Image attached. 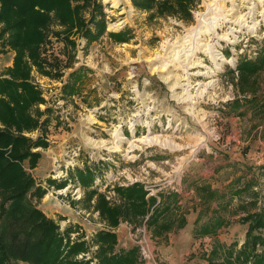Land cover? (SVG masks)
I'll use <instances>...</instances> for the list:
<instances>
[{"label": "rangeland", "instance_id": "obj_1", "mask_svg": "<svg viewBox=\"0 0 264 264\" xmlns=\"http://www.w3.org/2000/svg\"><path fill=\"white\" fill-rule=\"evenodd\" d=\"M94 1L101 6L106 26L102 36L87 44L80 35H74L70 48L49 35L41 46V56L46 62L58 60V71L45 67L52 74L58 72L57 76L31 68L30 83L44 99L38 109H48L49 146L38 149L41 158L34 169L25 165L35 184L46 191L39 201L33 200L41 211L43 202L50 201L60 209L73 210L84 222L67 223L59 214L53 219L64 242L86 244V250L75 260L87 264H98L93 237L108 226L93 208L95 198L87 204L86 191L70 178L75 168L96 170L92 189L113 207L121 202L115 192L117 186H147L153 191L148 195L145 189L147 197H155L158 203L159 194L184 193L185 175L215 174L213 161L228 164L244 158L248 165L242 167L256 173L257 167L264 165V110L255 112L246 105L237 114L226 106L243 96L235 71L237 61L254 58L264 46V0H198L187 23L177 16L149 19V14L136 10L131 0ZM120 31H128L127 43L110 38V33ZM13 55L0 51V76L11 66ZM213 55L220 59H213ZM79 67L87 70L78 89L70 96L62 94L61 83ZM254 90V95L264 97V70L256 76ZM39 133L25 135L34 138ZM155 138L161 145L150 141ZM234 170L242 172L241 167ZM124 171L135 175L133 182ZM97 180H109L108 187L112 185L113 190H100ZM171 180L173 184H169ZM60 182L65 186L56 189ZM260 185L262 181L254 188ZM172 186L174 189L168 188ZM207 187L211 189L209 184ZM254 188L258 209V201L264 203L263 187ZM205 191L206 187L194 190L209 207L215 201H207ZM249 201L248 194L234 199L233 210L225 214L228 223L217 233L221 243L242 244L246 225L235 217L244 215L239 206ZM122 224L127 227L126 235L117 231ZM194 224L192 230L170 232L169 239L153 238L144 221L122 220L115 229L119 235L116 251L138 247L144 227L151 257L141 259L138 247L142 264H208L203 258L211 249L212 239L195 237L202 223Z\"/></svg>", "mask_w": 264, "mask_h": 264}, {"label": "trees", "instance_id": "obj_2", "mask_svg": "<svg viewBox=\"0 0 264 264\" xmlns=\"http://www.w3.org/2000/svg\"><path fill=\"white\" fill-rule=\"evenodd\" d=\"M133 7L154 17L177 16L183 22L192 19L191 9L198 0H131ZM89 13L88 18L85 14ZM53 27H58L55 30ZM102 9L94 0H0V51L13 52L11 66L0 76V264H87L75 260V256L86 250L84 242H64L56 222L45 216L37 207L46 193L35 184L28 169H34L41 153L47 149V128L49 118L38 109L44 103L39 91L30 83L32 66L46 76H57L45 69L57 70L56 59L46 62L41 56V46L51 37L73 48V36L80 35L87 44L98 40L105 31ZM54 30V31H51ZM117 43H127L128 31L110 33ZM87 69L75 68L67 75L62 94L70 96L76 92ZM264 70V46L254 58L237 61L238 88L242 98H234L226 104L237 114L243 106L252 111L264 110V97L254 95L256 76ZM246 94H253L246 97ZM40 132L36 137L26 136ZM242 168L239 176L224 190L216 193L207 187V201L218 202L215 212L207 223L195 230V237L212 239L210 251L204 255L208 264H264V213L256 209L253 188L263 182L264 165L257 167V173ZM96 170L90 167L75 168L70 178L86 191L85 202L95 198L93 208L108 226L97 231L93 244L97 246L95 258L98 264H142L138 247L116 251L118 244L115 229L120 221L146 225L153 238L166 237L172 231L185 226V211L176 215L172 210L177 205L176 194H159V202L143 185L134 183L126 187H115L121 199L117 206L110 207L102 195L92 189ZM65 182L55 184L56 189ZM204 188V187H202ZM210 190V191H209ZM249 195L250 201L240 205L244 215L238 220L246 225L244 240L226 245L217 240V233L227 223L224 215L232 197ZM70 233V231H66Z\"/></svg>", "mask_w": 264, "mask_h": 264}, {"label": "crops", "instance_id": "obj_3", "mask_svg": "<svg viewBox=\"0 0 264 264\" xmlns=\"http://www.w3.org/2000/svg\"><path fill=\"white\" fill-rule=\"evenodd\" d=\"M214 159V158H213ZM220 160H223L222 158H219ZM214 163L212 166L213 173L207 176V172H197L192 173L190 175H185L182 180V185L185 188V192L178 194V201L175 208L172 210V212H179V211H185V229H191L194 227V223H207L213 212L218 210L217 204L218 202H213L211 206L207 207V203H205V200L201 199L200 195L195 194L194 190L197 188L206 187L207 190V184H209L212 190H214L216 193H220L224 190L225 186L230 184L235 178H237L240 174L239 171L234 170V168H239L244 165H248L246 163V160L244 158L236 159L232 163H228L221 161L220 163H217L213 161ZM200 163L199 165H201ZM241 164V165H240ZM210 165V163H209ZM234 166V167H233ZM213 176V177H212ZM207 194V191H205L204 195ZM243 197V196H242ZM242 197H232L229 201L228 210L226 213H228L229 210H233L232 207L234 206V199L236 198H242ZM205 201V202H204ZM43 212L46 214L47 217L55 219V214H59V217H64L67 223H84L81 218L77 215V213H74L73 210L69 209H60L61 207L53 204L52 202H43ZM41 206V205H40ZM243 213V212H242ZM243 216L242 214H238L235 219H238L239 217ZM224 223H228L227 217L224 215ZM182 230V229H181ZM118 232L126 235L127 227L125 224H122L117 229ZM244 234L243 233V240H244ZM118 235V234H117ZM119 237V235H118ZM128 238V236H126ZM167 238L170 239V233L167 234ZM131 239V238H130ZM189 240V239H188Z\"/></svg>", "mask_w": 264, "mask_h": 264}, {"label": "built area", "instance_id": "obj_4", "mask_svg": "<svg viewBox=\"0 0 264 264\" xmlns=\"http://www.w3.org/2000/svg\"><path fill=\"white\" fill-rule=\"evenodd\" d=\"M82 42V45H84V41L82 40L81 41ZM68 75V74H67ZM65 83V80L63 81V83H61V86L63 85ZM59 93L58 94H60V90L58 91ZM227 150H230V148L229 147H227ZM124 174H126V171H124ZM127 179L129 180V181H131V182H133L134 181V179H133V177L135 176L134 174H132V172H128L127 174ZM103 179H105L106 180V178L104 177ZM105 180H103V182H101L100 180H97L96 181V184H100L101 186H100V190H103L104 189V191H106V190H109L110 189V191L111 190H113V186L112 185H110V187H108L109 186V183L110 182H108V181H105ZM169 184H173V181L171 180V181H169ZM126 185V184H125ZM168 188H172V189H174V187L172 186V187H168ZM260 188H262V185H260L259 186V188H254V190H257V189H260ZM145 189L147 190V191H149V194L148 195H153V191L151 190V189H148V187L147 186H145ZM178 192V191H177ZM107 193H109V194H114V192H107ZM264 194V189H263V192H262V195ZM155 195V194H154ZM257 205H258V208H261V209H264V203H263V200H261V201H258V203H257ZM142 239H140L138 242H137V244H138V247H139V251H140V257H141V259H144V261L145 260H149L150 259V257H151V253H150V251H149V243H148V241H147V238H146V231H145V229H144V227L142 228ZM88 258V257H87Z\"/></svg>", "mask_w": 264, "mask_h": 264}, {"label": "bare ground", "instance_id": "obj_5", "mask_svg": "<svg viewBox=\"0 0 264 264\" xmlns=\"http://www.w3.org/2000/svg\"><path fill=\"white\" fill-rule=\"evenodd\" d=\"M210 48H211V47H210ZM211 52L214 53L215 51H211ZM213 56L216 57V58H213V59H216V60H219V59H220V58H218L217 55H213ZM213 56H212V57H213ZM199 75H203V74H199ZM150 141H151L152 143H154V145H155V144H160V145H161L160 139H158V138L151 139ZM147 143H148V142H147ZM167 145L171 147V144H166L165 146H167ZM172 146H173V145H172ZM173 147H174V146H173Z\"/></svg>", "mask_w": 264, "mask_h": 264}]
</instances>
